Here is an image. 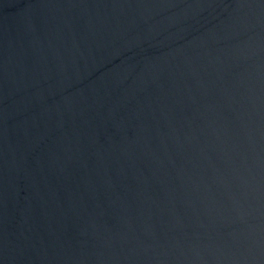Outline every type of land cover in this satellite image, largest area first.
<instances>
[{
	"label": "water",
	"instance_id": "95a60500",
	"mask_svg": "<svg viewBox=\"0 0 264 264\" xmlns=\"http://www.w3.org/2000/svg\"><path fill=\"white\" fill-rule=\"evenodd\" d=\"M0 264H264V0H0Z\"/></svg>",
	"mask_w": 264,
	"mask_h": 264
}]
</instances>
